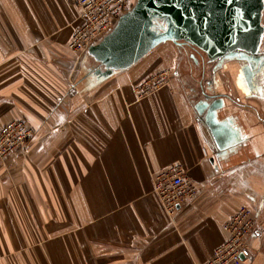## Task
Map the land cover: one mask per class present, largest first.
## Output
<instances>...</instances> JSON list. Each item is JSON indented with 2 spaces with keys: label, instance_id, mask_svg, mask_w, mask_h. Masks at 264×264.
<instances>
[{
  "label": "crops",
  "instance_id": "1",
  "mask_svg": "<svg viewBox=\"0 0 264 264\" xmlns=\"http://www.w3.org/2000/svg\"><path fill=\"white\" fill-rule=\"evenodd\" d=\"M80 24L72 0H0V126L34 131L0 164V264H201L242 206L240 264H264V31L255 58L167 41L102 78L67 47ZM175 164L197 193L170 216L152 176Z\"/></svg>",
  "mask_w": 264,
  "mask_h": 264
},
{
  "label": "water",
  "instance_id": "2",
  "mask_svg": "<svg viewBox=\"0 0 264 264\" xmlns=\"http://www.w3.org/2000/svg\"><path fill=\"white\" fill-rule=\"evenodd\" d=\"M263 7L264 0H135L87 54L102 78L133 66L167 41L188 44L210 62L235 53L255 58ZM204 105L196 106L199 113Z\"/></svg>",
  "mask_w": 264,
  "mask_h": 264
},
{
  "label": "built area",
  "instance_id": "3",
  "mask_svg": "<svg viewBox=\"0 0 264 264\" xmlns=\"http://www.w3.org/2000/svg\"><path fill=\"white\" fill-rule=\"evenodd\" d=\"M79 10L81 24L73 28L68 49L78 56L87 53L115 25L117 19L129 10L135 0H72ZM167 70H162L146 79L141 88L146 94L167 82ZM34 131L24 119H14L0 126V164L16 151L25 148L33 138ZM152 190L164 211L173 216L181 205L192 199L197 188L187 177L181 165L175 164L152 176ZM226 240L215 247L212 256L201 264H240L251 254L247 238L255 228L252 212L240 207L222 226Z\"/></svg>",
  "mask_w": 264,
  "mask_h": 264
}]
</instances>
